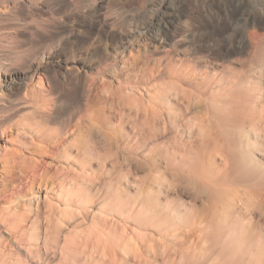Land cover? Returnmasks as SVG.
<instances>
[{"label":"rangeland","instance_id":"obj_1","mask_svg":"<svg viewBox=\"0 0 264 264\" xmlns=\"http://www.w3.org/2000/svg\"><path fill=\"white\" fill-rule=\"evenodd\" d=\"M163 3L169 7L165 10L167 14H161ZM250 4L251 0H22L14 6L22 21L12 32L6 47L10 55L14 54V60L0 72V90L6 103L0 106V113L7 110L10 116L21 114L26 121H32L36 115L33 113L35 101L24 96V91L41 77V97L50 100L51 108L45 115L51 130L64 129L85 109L89 113L95 112L100 103L109 115L103 126L108 136L103 143L105 146L101 145L98 131L92 127V138L100 143H97L100 147L98 155L91 154L86 158L77 153L76 145L83 143L82 139H77L71 157L67 158L59 147L54 149L55 155L44 158V167L49 171L48 183L58 182L61 177H66L64 182H68L75 177L76 181L71 179L73 185L69 189L89 191L91 198L88 208L87 204L79 206L81 209L86 206L85 215L75 209L74 217H66L60 222L58 252L52 259L55 264H145L143 254L149 243L148 247L139 248L141 253L144 252L142 255L133 247L134 242L138 247L136 240L144 233L155 240L159 264L166 261V264H264V179L255 173L248 174L247 168L243 172L235 161L244 148L249 166L264 168V128L257 138L253 131L250 133L248 145L245 141L240 144L238 139L227 134L228 127L219 131L214 117L209 115L213 109L209 105L212 96L207 98L206 95H200L201 101H198L201 104H193L189 110L185 105L179 106L167 94L168 103L172 101L175 106H170L173 105L171 102L165 104L172 108L163 107H167L164 110H176L167 112L173 115L171 119L174 117L177 125L172 124L173 120H166L165 125L157 124V131L155 129L150 138L145 139L147 129L143 128L146 124L141 118V111L147 104V97L141 95L144 88H150L148 90L152 89L153 94L160 96L154 85L149 86L152 79L149 73L163 58L177 61L180 58L199 68L207 65L211 75L222 72L226 66L242 68L241 61L248 57L251 40L257 41L252 35L264 36V9L249 10ZM251 71V78L258 82V74L254 73V68ZM129 82L135 84L131 89L126 88ZM163 83L160 85L164 86ZM259 83L263 88L257 94V100L261 97L260 103L262 99L264 101V80ZM164 87H159V91ZM163 92L161 96H164ZM113 125L119 135L117 140L108 133ZM2 143L0 140V146ZM240 145L242 149H238ZM78 163L93 175L87 173L90 177L87 183L81 177L82 173L79 175ZM44 191L42 186L36 197L41 207L45 206ZM63 195L52 196L50 202L63 205ZM157 202L166 205L169 218L167 220L164 213L151 219L155 225L166 221L168 229L163 239L158 236V227L152 224L138 228L133 213L144 205ZM115 206L122 212L121 217L115 219L117 229L103 221L104 213H109L108 209L112 211ZM125 227L130 233L124 231ZM227 227L239 235L241 230L246 237L244 244L250 249L241 252L240 245L234 252L225 251L222 247L231 240L226 233ZM100 230L107 236L104 237ZM145 234L143 241L149 239ZM127 238L133 240L130 243L135 254Z\"/></svg>","mask_w":264,"mask_h":264},{"label":"bare ground","instance_id":"obj_2","mask_svg":"<svg viewBox=\"0 0 264 264\" xmlns=\"http://www.w3.org/2000/svg\"><path fill=\"white\" fill-rule=\"evenodd\" d=\"M20 1H22V0H0V72L7 69V67L9 65H11L13 60H14V58H13L14 54H13V56L10 55V53L7 51L6 47H8V45L10 44V38H11L12 32H14L17 29V25L22 21L14 11V6L17 3H19ZM262 1L263 0H251V4H250L248 9L249 10L258 9V10L263 11L264 4L262 3ZM161 8H164V10L161 12V14H167V11H168L167 8H169V7H167V5L165 3L162 4ZM165 10H167V11H165ZM161 14H160V16H161ZM20 26H21V24H20ZM255 35H252V36H253V38L255 37V39L257 41L252 42V40H251L250 48L248 50L249 51L248 57L245 59L246 61H241L242 62V68L241 69H237V68H233V67H229V66L225 65L226 68L224 67V70L222 72H219L218 74L211 75L210 71L207 69L208 68L207 65L199 68L197 65H195L191 62H187L185 60L183 61V59H180V58H178L179 61H177L173 58H172L173 60H171L169 58H163L162 60H160L157 63V65H155L154 67L152 66L153 68H151L150 73H149L151 75V78H152L149 86L151 87L154 85L153 87H155V90L157 91V93L158 92L160 93L159 94L160 96H158V95L156 96L155 94H153L151 92L152 89L148 90L150 88H144V91L141 94V95H144L147 97V100L145 99L147 104L144 106V108L141 111V114H142L141 118L143 119V121L146 124V126L143 128L147 129V133L145 134V139L150 138L152 136L153 132L155 131V129L157 131V128H158L157 124L165 125L166 120H167V122L168 121L171 122L173 120L174 117L171 119V116H173V115L172 114L169 115V112L173 113V111L175 112L176 110L173 109V111H172V109H171L169 111L168 109H170L172 107H168L166 105V104H169L172 102L171 101L168 103V101L170 99L176 100L178 102L179 106L181 104L185 105L186 106L185 108L190 110L191 105L200 103L199 102V101H201L200 95H203V96L206 95L207 98H208V96H212L211 97L212 98V100H211L212 104H210V101H209V105H212L213 109H211L210 112H212V114H214V115L209 114V113L208 114L210 115V117L211 116L214 117V118H212V117L211 118L214 119V121L218 125L219 131H221L220 129L224 130L226 127H228V133L227 134L231 135V138H233V136H234L235 139H238V141L242 145H243L244 141L245 142L247 141L249 143L250 133L252 131L254 132V135H255L254 137L257 138L260 135L262 129L264 128V103L262 105L260 104L263 101V99L259 103L258 100H260L261 97H260V99L258 97V100H257V94H259L261 92V90L263 89L262 86L260 85L262 83H259V81L261 80V82H262V79L264 80V40H263L264 36H261V34H255ZM12 36H14V35H12ZM250 39H252V37ZM246 65H251L252 67L250 69L243 68ZM253 68H254V73H256V75L258 74V76H257L258 78L256 77L257 80H259L258 82L254 81V79L251 78L252 76H250L249 72ZM252 71H251V73H252ZM146 72H147V70H146ZM32 77H33V75L30 78H32ZM10 78H13V76H10ZM40 79L42 80L41 77H38L36 79V81L32 82V84L24 91V96H30L31 99L35 101V105H33L34 106L33 107L34 108L33 113H35L36 115L33 116L34 118L32 119V121H29V122L26 121L27 118L20 116L21 114L19 115L20 117L18 115H17L18 117L17 116H10L8 114L7 110L6 111L3 110V112L0 113V140H2V142H3L0 146V264H55L54 261H52V259H53V257L56 256V254L58 252L57 248L59 246L58 238H59V232H60L59 227H62L60 225V222L65 221L64 218H66V217H69V219L72 218L73 212L75 209L76 210L80 209V211L79 210L78 211L81 212V214L84 213L82 215H85L86 213L84 211L88 208L87 203L89 202L88 199L90 197L88 196L89 191H87V193H86L85 191H82L81 189H77L75 191L69 189L70 185L72 184L71 179L74 178L72 180H73V182H75L76 181L75 177H71L69 179V181L67 180L68 182H66V181L64 182V179L66 180V177H61L58 180V182H52L51 181L50 183H48L46 176L49 174V171L44 167V158H46L47 156L49 157V156L55 155L57 152L54 151V149H57L59 147L61 148L62 152L66 155L67 158L71 157V155H73V153H72V150L74 148L73 144H74V141L77 139L83 140L82 141L83 143L79 142L80 144L78 143L79 145H76L77 146L76 150H78L77 153H81L84 157L88 158L91 154H97L98 155L99 148H100V147H98V145L100 143H101V145L103 143H106V139H108L107 133H106L105 129H103V126L105 124L106 116H109V115H106V112L104 110V106H102V103L98 104V107L96 108L95 112L89 113L88 112L89 110L85 109L80 113V115L76 119V121L74 120L73 123H71V121H70L69 125L66 124L67 127H64V129H62L63 127L61 128L62 130L60 128H58L59 130L58 129L56 130V128L54 130V128H53L52 129L53 131H52L50 128V125L48 126L47 117L45 115V112L50 110V108H51L50 100L46 97L45 98L41 97V94H42L41 87L43 84H42V81ZM158 82H160L161 84H162V82H164L165 87L163 85H160V83H158ZM132 86L134 87L135 84L129 82L128 85H126V88L131 89ZM161 86L164 87V90L159 91V87L161 88ZM43 90H45V89L43 88ZM156 91H155V93H156ZM161 91H164L163 92L164 96L163 95L161 96V94H162ZM128 92H129V90H128ZM167 94L168 95L170 94L169 95L170 99L167 97L168 96ZM3 95L4 94H2V91L0 90V106H3L6 104ZM220 95H223L225 98L224 99L221 98L219 100L220 97L219 98H217V97ZM205 100H206V98H205ZM34 101H32V102L34 103ZM203 103H205V102H203ZM216 103H219V104H216ZM220 103H223V104H220ZM171 104H173V102ZM164 105L168 107L167 110L169 112H167V110H164L167 108V107L164 108L163 107ZM170 106H175V105L173 104ZM212 107L210 106L209 109ZM92 108H93V106H92ZM224 108H226V109H224ZM179 109H182V108H179ZM184 112H186V111H184ZM181 113H183V112H181ZM184 114H182L181 117H183ZM50 115H51V113H50ZM176 116H177V114H176ZM228 116H231V117L229 118ZM27 117H28V115H27ZM108 118L109 117H107V119ZM176 119H177V117H176ZM181 119H185V118H181ZM206 120H207V117H206ZM140 121H141V119H140ZM174 121H175V119L173 120V122ZM188 121H190V120H188ZM173 122H172V124L177 125L176 121L174 123ZM66 125H64V126H66ZM189 126H191V123L189 124ZM92 127H95L96 130L98 131L97 134L99 135L100 143L95 141L92 138V135H91V134H93L92 133ZM178 127H179V125H178ZM48 128H50V129H48ZM111 128L112 129L110 131H108V133H109L110 137H113V139L117 140V137L119 136L118 132L116 131L117 128L115 127V125H113ZM142 131L144 132V129L141 130V132ZM6 141H9L10 144L9 145L4 144ZM97 143H99V144H97ZM248 143H247V145H248ZM250 144H251V142H250ZM103 146H105V145L103 144ZM241 147L242 146L240 145V147L238 149H242ZM116 149H118V148H116ZM238 149H237V151H238ZM58 150L60 151V149H58ZM243 150H244V148H243ZM243 150H241L240 155L238 154L239 155L238 158L236 157L237 160H235V161H237V163L239 164V165L237 164V167L238 166L241 167L242 171H243V169L247 168L248 174L255 173L254 175L257 174L256 175L257 177L259 176L262 179H264V168L249 166V164H248L249 160L247 157L248 153L246 151L243 152ZM104 151L107 152L106 150H104ZM112 151H113V149H112ZM114 151L117 152L118 150L114 149ZM245 153H247V154H245ZM224 156H225V154H224ZM64 159H66V158H64ZM72 159H73V157H72ZM73 161H74V159H73ZM69 162H71V161H69ZM249 163H251V161ZM66 165H68V164H66ZM211 166H212V163H211ZM86 167H87V164H86ZM67 168H69V166H67ZM197 168H199V166ZM87 170L85 169V167L82 163H78L79 175L82 173L81 177L83 178V180H85V183H87V181H89L90 177L88 176V174L91 173L90 170H89L90 173H88ZM211 170H213V169H211ZM205 171H207V170H205ZM208 173H210V172H207L206 174H208ZM216 173H218V171ZM211 174H209V175H211ZM90 175H92V174H90ZM214 175H216V174H214ZM208 178H209V176H208ZM216 178H218V177H216ZM210 180L212 181V179H210ZM256 180H258V179H256ZM218 181H219V178H218ZM202 183H204L203 180H202ZM83 185H84L83 187H85V184H83ZM238 185H240V184H238ZM42 186H43V188H45L46 191H44V193H45V206L43 205L41 207L39 201L36 200V197H38L39 194L37 192L42 189ZM97 189H98V187H97ZM261 189H262V187H261ZM75 192L77 193L76 195H74ZM59 193L65 195V196L63 195V203H62L63 205L51 203L50 200L51 201L53 200L52 196L57 197L59 195ZM153 194H154V192H153ZM205 194H206V192H205ZM261 194H262V192H261ZM72 195H74V196L72 197ZM158 196H159V194H158ZM104 197H107V196H104ZM225 197H227V196H225ZM157 199H159V197ZM113 200H115V199H113ZM160 203H161V201H160ZM162 203H164V202H162ZM73 204L74 205L76 204V206H78V207L79 206L84 207V204L85 205L87 204V208H86V206H85V209L84 208L81 209L80 207L77 208ZM89 204H91V203H89ZM145 204H147V203H145ZM149 204H151V203H149ZM100 206H101V204H100ZM165 206L166 205L163 206L162 204L158 205V202H157V203H155V205H150V206L144 205L140 209H136V210H138L137 212L134 210V212H133V213H135L134 218L138 222V225H139L138 228H143L146 225L149 226L148 224H152L153 226L158 227L157 230H158V232H160V233H158V236L160 238L162 237V239H163L164 238L163 235L165 233H167V229H168V227L166 228V221L163 220V221L157 223V225H155L151 219L154 218L155 216L159 218L160 215L162 216V214L166 213V219L168 220L169 219L168 213L166 212L167 207H165ZM108 210H110V211H108ZM108 210H106V211H108L109 213L105 212L104 214L106 216H110L111 219L108 220L107 217L105 216V218H103V221L105 223L112 224L114 227L116 226L115 229H117L118 224L116 223L115 219L119 216L121 217V214H122V212H120L121 209L118 206H115L114 209L112 210L113 214H112L111 209H108ZM92 212H95V211L93 210ZM140 212H143L146 215H144ZM176 212H178V211H176ZM213 212H216V211H213ZM247 213H249V212H247ZM96 215H99V213ZM93 216H94V214H93ZM132 216H133V214H132ZM92 218H94V217H92ZM129 219H131V218H129ZM101 221H102V218L98 222L100 223ZM95 223H97V221H95ZM221 223H224V221L220 222V224ZM152 225H150V226H152ZM96 226L97 225H95L94 227H96ZM99 227H101V226H99ZM99 227L97 229H99ZM125 229L129 232V230H128L129 228L125 227L124 231H126ZM218 229H220V228H218ZM102 230H104V228H102ZM140 230H142V229H140ZM105 231H107V228ZM110 231H111V229H110ZM219 232H221V231H219ZM236 232L237 231H235V230H231L229 228L227 229V232H226L227 236L230 237L229 239H231V240H230V242H227V244H224V247L221 246L225 251L234 252V250L236 248H238L240 245H242V246H240L241 252H245L247 250L248 247L245 246V244H244L246 237L245 236L243 237L241 230H240V233H241L240 235H239V233H236ZM101 233L104 234V231L103 232L101 231ZM243 233H244V231H243ZM144 234H142L143 237H139L140 234H139V236L137 235L138 238L139 239L141 238V239L136 240V241H139V242L141 241V243L139 244V242H138V244H137L138 247L135 246V242L133 243L134 244L133 247H135L134 251L137 252L136 250L139 248L142 249V247H148V243H149V247H148L147 252L144 253L142 250V253H144L143 255H144L145 264H157V263L159 264V261H158L159 259L156 256V252H155L156 251L155 250V248H156L155 247V240L151 237L149 238V236L147 235L148 233H147V234H145V236L147 235L149 239L143 241L145 238ZM105 235L107 236V234H104L103 236L106 237ZM104 237H102L103 240H104ZM202 237H204V236H202ZM128 239L129 238H127V240ZM164 240H166V238ZM216 240H218V239H216ZM222 240H224V239H222ZM132 241L128 240L127 242L130 243ZM65 243H67V242H65ZM108 243L109 242L107 241V244ZM122 243H123V241H122ZM109 244L112 245L111 243H109ZM131 244L132 243H130V245ZM215 246H216V244H215ZM249 246H251V245H249ZM130 247L133 251L132 245ZM163 247H165V246H163ZM249 249L250 248H248V250ZM134 251H133V254H135ZM139 251H140V249H139ZM129 252H131V251H129ZM140 253H141V251H140ZM142 253H141V255H142ZM136 254H138V253H136ZM225 255H226V253H225ZM127 256H128V253H127ZM122 257H124V256H122ZM134 258H135V255H134ZM241 258H242V256H241ZM139 260L140 259H138V262H139ZM235 260L239 261L238 259H235ZM141 261H143V260L141 259ZM166 263H167V261H166ZM166 263H164V264H166ZM236 263H234V264H236Z\"/></svg>","mask_w":264,"mask_h":264}]
</instances>
